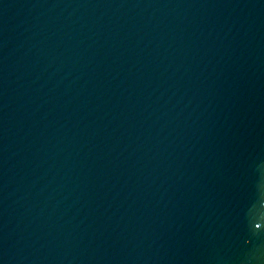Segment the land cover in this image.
Returning a JSON list of instances; mask_svg holds the SVG:
<instances>
[{
    "label": "water",
    "instance_id": "obj_1",
    "mask_svg": "<svg viewBox=\"0 0 264 264\" xmlns=\"http://www.w3.org/2000/svg\"><path fill=\"white\" fill-rule=\"evenodd\" d=\"M0 264H264V0H0Z\"/></svg>",
    "mask_w": 264,
    "mask_h": 264
}]
</instances>
